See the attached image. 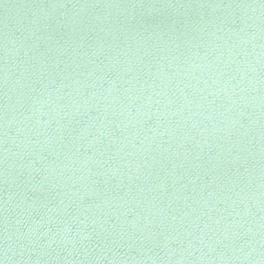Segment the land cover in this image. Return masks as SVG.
Returning a JSON list of instances; mask_svg holds the SVG:
<instances>
[{
    "label": "water",
    "instance_id": "1",
    "mask_svg": "<svg viewBox=\"0 0 264 264\" xmlns=\"http://www.w3.org/2000/svg\"><path fill=\"white\" fill-rule=\"evenodd\" d=\"M2 264H264V0H0Z\"/></svg>",
    "mask_w": 264,
    "mask_h": 264
},
{
    "label": "snow or ice",
    "instance_id": "2",
    "mask_svg": "<svg viewBox=\"0 0 264 264\" xmlns=\"http://www.w3.org/2000/svg\"><path fill=\"white\" fill-rule=\"evenodd\" d=\"M0 264H2V262H0Z\"/></svg>",
    "mask_w": 264,
    "mask_h": 264
}]
</instances>
